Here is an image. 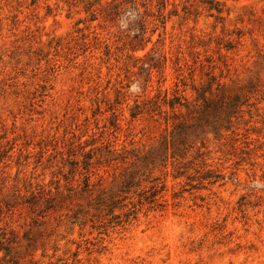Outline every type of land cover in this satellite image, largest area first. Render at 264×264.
<instances>
[{"label":"rangeland","instance_id":"374dc122","mask_svg":"<svg viewBox=\"0 0 264 264\" xmlns=\"http://www.w3.org/2000/svg\"><path fill=\"white\" fill-rule=\"evenodd\" d=\"M88 1L0 0V264H264V0Z\"/></svg>","mask_w":264,"mask_h":264},{"label":"trees","instance_id":"16d2710c","mask_svg":"<svg viewBox=\"0 0 264 264\" xmlns=\"http://www.w3.org/2000/svg\"><path fill=\"white\" fill-rule=\"evenodd\" d=\"M102 1V0H101ZM101 1L98 3L99 8L94 9V2L88 1L85 6V11L89 13V22H93L96 20H101V23L105 25L110 26H116L118 24L119 20L123 19L127 21L129 18L127 15L133 18V20L127 21V25L131 28V30H134L137 32V34H134L131 38L129 37V32L131 30L122 31L120 34H123L127 39L129 38L130 41H136L141 42L145 32L142 30L143 28V20L139 16L138 12V3H136V0H103V3ZM146 1V0H143ZM150 2H156L158 5L157 8V15L156 20H158L161 24L164 22V9L166 7V4L168 3V0H149ZM145 5V4H143ZM144 50V47L141 48V51ZM165 101V100H164ZM173 104H171L172 107ZM139 108L138 105H136V109ZM134 117V116H133ZM5 256L2 260H6L7 257L10 256L9 250H4Z\"/></svg>","mask_w":264,"mask_h":264}]
</instances>
